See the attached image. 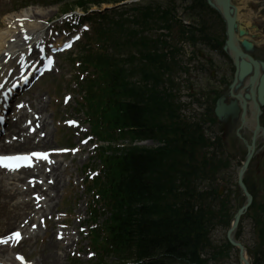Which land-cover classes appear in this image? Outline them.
<instances>
[{"label":"trees","instance_id":"obj_1","mask_svg":"<svg viewBox=\"0 0 264 264\" xmlns=\"http://www.w3.org/2000/svg\"><path fill=\"white\" fill-rule=\"evenodd\" d=\"M113 1L77 0L75 5L87 10L89 5ZM176 1L168 0L164 8L147 5L137 9L133 23L172 30L177 24ZM180 1H190L185 10L192 11L195 18L202 20L208 11L213 12L206 0ZM109 28L105 33L108 39H126L131 49L141 46L146 82L137 86L131 81L135 76L133 54L122 64L101 52L88 55L86 61L96 64L99 72V80L89 85V110L98 123L95 130L111 140L117 131L133 128L131 138L161 142L154 149L109 147L104 151L105 176L99 185L109 209L105 231L116 248L114 253L134 264H208L210 259L227 256V251L212 245L210 236L216 222L229 225L231 220L228 215L214 221L213 209L217 201L223 202L215 188L216 174L227 168L228 162L219 154L220 144L205 132L206 124L214 122L211 117L186 120L178 115L173 82L166 77L178 66L175 59L180 50L171 47L170 52L158 54L159 45L166 42L146 37L138 40L137 31L123 29L122 22L112 20ZM207 32L205 23L202 28L179 27L178 38L194 44L197 36L205 37ZM223 203L221 210L227 207ZM226 247L231 248L228 243Z\"/></svg>","mask_w":264,"mask_h":264},{"label":"rangeland","instance_id":"obj_2","mask_svg":"<svg viewBox=\"0 0 264 264\" xmlns=\"http://www.w3.org/2000/svg\"><path fill=\"white\" fill-rule=\"evenodd\" d=\"M73 1L74 0H61L60 2H57V0H0V30L4 29L3 22L7 16L18 14L22 11H29L30 9L42 10L46 14L45 20L48 23L59 25L62 21V12L72 5ZM126 1L129 4L116 8V10L119 17L125 19L123 23L128 29L133 25L130 24V21H132L137 14V12L133 10L134 6H145L148 4L165 5L167 3V0H143L140 1L139 4H130L131 0ZM26 4H28L29 7L24 8V5ZM180 4L181 3L178 1L176 5L179 7ZM234 4L239 10L238 17L240 20V28H244L248 31L251 41L257 43L262 42L264 40V0H234ZM113 6L114 5H105L102 8ZM97 9L98 8H93V10ZM177 14L184 20L192 22L194 25L196 24V21L194 22L191 18L183 15L182 9L178 10ZM39 20L45 21L43 19ZM70 20L71 18L67 19V21ZM204 23L210 34L209 38L211 40L214 39L223 45L226 40L224 24L220 23L217 17L210 14L205 16ZM199 25L201 27V23ZM138 31H140L139 28ZM54 32L55 31L51 34H54ZM144 33L146 36L156 37L167 32L164 30H145ZM48 34L50 35L49 30L45 35ZM74 34V32L67 33V36L71 37ZM176 35L177 31H174L172 37L176 38ZM171 42L182 49L183 53L178 60L184 67H187L190 70L189 74L181 72L173 77L177 84L178 93H180L179 95L182 97L180 102L188 106L182 114L188 117L187 120L200 118V115L204 114L205 110L199 108L198 105H195L193 99L187 97V93H189L190 90H193L194 97L201 99L200 93L203 89H207L209 85L212 88H216L215 90L218 91L226 84H230L233 76L231 64L227 63L225 58H222L219 55L216 57V55L207 47L198 46L201 53L208 58H212L216 65L217 72L215 73V79H211L208 75L201 74L198 71L199 65H206L208 68L209 65L207 62H202L195 58L192 61L190 60L192 58L191 53H193L192 47H189L188 44L184 42L174 43V39H172ZM81 46L82 44L69 54L61 56L54 73L48 75L29 96L35 104H40L45 101V116L49 118V122H51L52 118L54 128L57 129L55 141L49 139L47 145L48 148L74 147L81 143L83 137L89 135L85 126L79 129L76 136L74 135L73 130H69L65 126L67 119L77 118L85 122V109L78 105L80 96H83L82 94H84V92L80 93V91L75 88V80H79V77L77 76L78 68L75 66V61L78 57ZM108 49H110L111 52L113 51L111 47H108ZM128 54L129 51L126 48L120 53L123 58ZM254 56L255 58L264 60V44L257 45ZM140 74L141 72L134 77V80H138ZM224 79L227 81L226 84L224 83ZM68 95L70 96V100L64 101L65 97ZM262 123L264 127V114L262 116ZM238 127L239 125L235 126L231 133L227 132L226 134L220 132V125L218 124L212 128L213 130L208 129V136L210 138H221L223 142L221 151L225 158L230 162L227 171L216 174L215 188L220 190L223 189L221 200H223L225 204L227 203V207L225 209L226 211L219 209L220 206H222L221 203H223L221 201H217V203L213 205V209L217 216L214 221L225 219L228 215L232 218L238 207H241L246 203V198L242 190L237 186L241 164L244 163L246 157V145L236 136V129ZM243 131L248 137L251 136L247 129ZM88 137L89 136H87V138ZM70 139L71 142H69ZM246 139L249 140V138ZM260 139L261 140L257 143L255 155L245 172V183L248 191L253 196L254 209L248 212V215L244 217L236 231V240L244 246L245 258L250 264H264V238L262 237L264 231V135ZM122 143L128 144L129 140L125 139ZM91 144H94V141H92ZM142 144L143 143L139 145ZM149 144L152 145L155 143L149 142ZM87 148L89 149V145ZM230 155L233 156V159L229 157ZM65 158L66 160L62 158L63 160L61 162L67 165L65 175L67 186L63 193L60 194L63 198L61 204H59L55 210H57V213H60L62 216L64 215L63 212L71 213L72 224L68 231L72 232L71 237L73 238V241L71 240V243L68 244L67 241L61 244L62 246L70 245L68 251L65 253L60 252L63 254L62 264H74V262L75 264H93L94 259L90 260L87 257V255L91 254L89 241L84 234L85 231L80 233L79 228L85 227L86 222L88 221L87 212L89 204L85 190V179L89 171L93 172L95 170H101V167L99 166L100 162L97 161L98 156L95 152H91L90 154L83 153L76 155L75 157L72 155ZM102 219L103 218H100L101 223L103 221ZM228 229V226L217 225L213 234H211V240L214 247H216L217 250L222 249L228 253L226 259H218V261H213L210 264H244L240 259L238 249L226 247L228 243L226 237ZM77 232L80 233V236H77ZM54 233L55 231L49 230L46 235L44 234L41 237V240L38 242V252L32 254L33 250L36 248L33 244L31 247H25L22 251L23 254L27 257L30 256L33 262L36 261V259L44 254L40 246L48 243V240L50 238L52 239ZM79 241L81 242L77 246V242ZM84 254L85 256L83 257ZM79 255L82 256V259ZM109 263L115 264V258L109 259Z\"/></svg>","mask_w":264,"mask_h":264},{"label":"bare ground","instance_id":"obj_3","mask_svg":"<svg viewBox=\"0 0 264 264\" xmlns=\"http://www.w3.org/2000/svg\"><path fill=\"white\" fill-rule=\"evenodd\" d=\"M38 19H46V14L38 9L11 14L4 19L5 28L0 30V86L8 81L7 71L15 68L19 59L26 57L28 52L25 50V45L36 43L37 38L42 36L43 23L37 22ZM31 21L35 22L31 23ZM238 25L240 26V23ZM27 37H29L28 42H26ZM62 43V38H55L53 45L60 46ZM35 57L36 51L34 50L30 59L33 60ZM45 111V104L37 105L36 112L39 115L35 118L34 123V126L38 125L37 134L40 131L46 134L44 139L37 141V134L29 136L24 134L23 118L26 115L20 113L19 122L10 121V134L3 139L0 151L16 152L13 149H17V151L26 152L27 149L46 148L49 139L54 141L55 129L51 127L49 132L50 123L45 116ZM249 126L253 129L252 121ZM13 136H19L18 141H14ZM7 138L12 141L8 146L4 143ZM57 164L59 165H49L48 161H41V166L36 169L33 167L24 169L22 171L24 177L19 175L12 178L1 177L0 174V238L9 240L7 243H0V264H20L11 254L14 250L21 249L23 243L16 245L11 238L9 239L8 234L11 232L9 230L18 228L16 231L20 230L26 235L24 241L33 240L36 246L41 235H44L40 222L42 220L46 222L54 215L62 198L60 194L67 186L66 166L61 162ZM21 184L22 186H20ZM59 234V237L55 238L57 235L55 234L53 239L42 245L44 254L36 259L35 264H62L60 252L65 253L66 251L61 247L64 234L62 232Z\"/></svg>","mask_w":264,"mask_h":264},{"label":"water","instance_id":"obj_4","mask_svg":"<svg viewBox=\"0 0 264 264\" xmlns=\"http://www.w3.org/2000/svg\"><path fill=\"white\" fill-rule=\"evenodd\" d=\"M208 2L213 8L217 9L221 13L227 27L226 28L227 40L224 46V50L231 55L236 68L235 79L230 88L231 95L233 96L234 95L233 90L240 86L238 84H242L243 81L247 77H249L247 87L249 88L250 94L246 95V97L247 99L251 98L256 107V115L254 116L255 130L253 131L251 145H249L245 140H243L244 143H246L247 145L248 153L245 163L241 168L238 177V185L240 186V188L242 189V191L246 196V204L237 212L234 219V226L228 232V239L231 242V244L233 246L239 247L240 249L241 260L245 264H249V262L244 257L243 246L233 239V233L237 229L241 217L247 212L253 200L251 194L248 192L247 187L243 182V178L255 154L256 141L259 136V133L264 134V129L260 125V118L262 114L261 107L264 106V62L257 61L250 55V53H252L254 50L255 44L254 42L249 40L248 31L244 28L243 30H241L242 28H240V26L238 25L239 23L238 8L233 3V0H208ZM239 98L241 99L242 96L239 95ZM222 101L219 103L216 110V114L219 120L224 122L225 120H227L225 118L226 114L231 112L234 114L233 117L235 118L237 116L238 110L234 107L233 108L225 107ZM243 102H244V110H245L243 114V121L245 123L247 102L244 100ZM241 129L242 128H240L238 131V137L240 138L241 135L239 132Z\"/></svg>","mask_w":264,"mask_h":264},{"label":"snow or ice","instance_id":"obj_5","mask_svg":"<svg viewBox=\"0 0 264 264\" xmlns=\"http://www.w3.org/2000/svg\"><path fill=\"white\" fill-rule=\"evenodd\" d=\"M33 155L38 156H44L43 153H34ZM9 161H25L30 164L31 157L29 156H3L0 157V165H3L5 168H8L10 170H15L19 168L21 165L19 163H8ZM17 241L21 238L20 233L16 232L13 234ZM0 243H7V241H0ZM20 259H23V257H20Z\"/></svg>","mask_w":264,"mask_h":264},{"label":"flooded vegetation","instance_id":"obj_6","mask_svg":"<svg viewBox=\"0 0 264 264\" xmlns=\"http://www.w3.org/2000/svg\"><path fill=\"white\" fill-rule=\"evenodd\" d=\"M228 87H229L228 85H225V86H223V87H221V88H222V89H224V88H225V89L227 90V89H228ZM227 91H228V90H227ZM227 91H226V93H227ZM226 103H229V101L227 100V102H226ZM215 105H216V104H215ZM230 129H231V128H230Z\"/></svg>","mask_w":264,"mask_h":264}]
</instances>
